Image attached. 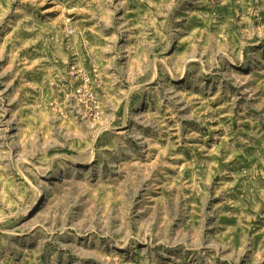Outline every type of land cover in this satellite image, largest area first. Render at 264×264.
Returning a JSON list of instances; mask_svg holds the SVG:
<instances>
[{
	"label": "rangeland",
	"instance_id": "374dc122",
	"mask_svg": "<svg viewBox=\"0 0 264 264\" xmlns=\"http://www.w3.org/2000/svg\"><path fill=\"white\" fill-rule=\"evenodd\" d=\"M0 264H264V0H0Z\"/></svg>",
	"mask_w": 264,
	"mask_h": 264
}]
</instances>
